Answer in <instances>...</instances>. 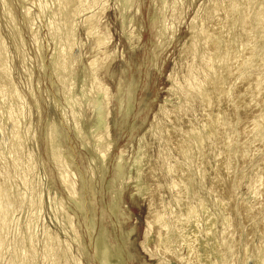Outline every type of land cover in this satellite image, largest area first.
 <instances>
[{
  "label": "rangeland",
  "instance_id": "rangeland-1",
  "mask_svg": "<svg viewBox=\"0 0 264 264\" xmlns=\"http://www.w3.org/2000/svg\"><path fill=\"white\" fill-rule=\"evenodd\" d=\"M103 2L107 5L97 29L99 33H108L107 43L98 49L93 43L95 37H89V39L85 37L86 33L81 26V21L90 11L78 17L74 36L78 56L75 74L78 77L75 74L71 77L70 86H68L71 91L65 97L64 87L55 78L52 66L57 55L59 38L51 39L47 33L51 20V0H0V36L7 45L11 69L10 81L23 97L21 103L24 117L21 119V124L22 128L28 129V133L26 132L27 134L23 136L25 137L23 146L37 163L35 174L39 177L37 181L41 185L40 192L43 197L42 225L69 245L70 253L77 257L80 264H104V262H107L106 264L119 262L120 264H158L161 259L167 260L165 264H198L195 261V254L194 259L186 262L188 248L185 245H177L176 251L175 248H169L167 245L161 246L158 238H164L165 230L157 226L151 228V238L147 244L149 254L141 248V242L146 224L158 215H165L166 208L164 209L163 206L167 208L169 206L171 214L180 212L176 207L174 193L170 190L169 184L174 177L183 180V173L179 170L173 178L168 177L164 167L167 162L174 164L181 160L179 147L185 134L193 128L201 127L208 121L209 114H224L231 127L237 124L239 137L235 146L239 152L236 157H231L230 168L226 170L223 166L225 155L216 159L213 157V154H219L223 140L213 147L205 148L207 158L203 161L206 178L199 196L207 199L209 209L217 216L221 210L215 208L213 202L216 200L223 202L224 207L221 212L227 214L230 219L231 227L228 233L232 235V242L237 244L235 250L239 253L238 255L246 256L254 253L264 245V141H254L248 145L245 157L241 156V146L244 141L251 139L255 118L260 113L264 117V82L259 95L251 98L248 85L253 82L255 75L250 76L248 82L241 80L234 83L231 99L233 102L236 101L238 108L226 98H222L211 108L194 104L192 109H188L190 105L184 102H181L182 105L179 107L178 97L168 92L170 91L168 88L172 86L169 76L173 83H177L175 84L177 87L183 86L188 70L193 65L192 57L194 56L190 51V33L188 32L193 16L196 15L198 18L197 24L195 23L198 27L202 26L225 36L226 28L221 30L220 27L227 26L230 21L225 14L229 0H103ZM6 8L11 10V20L5 15ZM24 8L29 12L28 23L37 34L38 43L36 44L38 45L32 40V31L26 27L23 17ZM211 8L216 10L214 16L208 15ZM239 33H241L240 29L232 32V34ZM131 35L135 36V40L133 37L130 39ZM242 41L245 42L246 39L243 38ZM104 51H107L106 54L109 55L103 57L106 61L100 58ZM205 51L207 52V49ZM19 52L22 54L19 55ZM95 55H97L96 58ZM23 56L25 62L21 59ZM108 57H112V60L108 63V68H104ZM91 59L98 60L99 70L95 78L102 88H107V100L100 92L96 93L90 87V81L87 79L89 73L87 64L92 62ZM174 77L175 80H173ZM232 82L233 79L230 84ZM99 100L105 101L108 107L107 110L105 108V113L109 111V116L107 114L105 119L100 110L98 113L99 111L95 109V114L93 113L95 108L93 105H99L101 102ZM92 101L94 104L91 103ZM75 102L78 103L74 105ZM184 107L187 109L186 112ZM72 113L75 114L72 115ZM100 118L107 125L103 123L104 121H100ZM262 119L260 123L264 127ZM97 120L101 122V125L97 123ZM155 123L158 124V134L162 133L161 136L149 132ZM50 125H55V141L60 144L61 153L64 158L66 157L65 161L70 165L75 176L79 204L68 200L57 179V170L51 159V144L49 140H45ZM102 125L104 127H101ZM105 126L108 128L106 132L109 134V139L105 135L104 140L111 146L105 159H102L99 153L97 155L95 140L97 134L107 130ZM228 135L233 140L232 129ZM160 137H162L161 140ZM166 137H169V142ZM137 158L140 160L139 167L134 164ZM254 188L253 197L249 194V190ZM91 189L94 191L92 192ZM51 200L62 202L64 210L62 207L60 212V207L50 204ZM247 200L248 203H246ZM67 215L73 218L72 223L77 228V242L73 241V235L65 230L68 228L65 220ZM164 217L167 219V216ZM219 219L218 217L215 223L216 231L213 235L216 241H220L222 236ZM102 240L105 242L104 245ZM199 242L200 240H197L193 246L198 248ZM95 244L101 246L95 247ZM99 248L107 252L103 250L102 253ZM94 252L98 253L95 255ZM110 252L113 253L114 258ZM106 253L107 255L104 256ZM179 257L184 260L181 262Z\"/></svg>",
  "mask_w": 264,
  "mask_h": 264
},
{
  "label": "bare ground",
  "instance_id": "bare-ground-1",
  "mask_svg": "<svg viewBox=\"0 0 264 264\" xmlns=\"http://www.w3.org/2000/svg\"><path fill=\"white\" fill-rule=\"evenodd\" d=\"M51 4H52L51 5L52 10H50L51 20L49 23V30L47 33H49L51 39L59 38L58 39L59 46L57 48V53H56L57 55H55L56 56L55 60L54 59H53L54 61L52 60L53 61L52 66H53V71L56 75L55 78H57L58 83H60V85L64 87V96L67 97V94L69 95V92L71 91L69 89L70 87H68L70 86L69 82L71 77L75 74L76 64L78 63V56L76 54L77 43H75L76 38L74 40V36L76 33L75 31L77 30V25H78L77 24L78 17L83 16L82 14H84L86 11L87 13L88 11H90L88 15L85 13L86 15L84 19H82L81 21V26L85 30L86 33L85 37H88V39L89 37L90 38L95 37L93 43H95L94 44L95 47L100 49L102 48V46H105L108 40L107 37L108 33L107 34L99 33L97 29L100 17L103 15V12L106 9L105 5H107V3L103 2V0H51ZM124 6L125 5H123V7ZM124 8L127 9V7ZM8 9L7 8L5 9L7 11L5 15L8 16L7 18H10L11 10L9 11ZM225 12L227 18L228 17L230 18V21H228L227 26L223 25L220 27V29L226 28L227 31L225 36L223 35L221 36L220 34L214 32L213 30H208L203 28L201 26L202 23H200L201 27H198L196 25L197 24L196 22H198L197 21L198 18L196 17V15L195 17L193 16V20H191L190 29L188 32L190 33V51L191 53H193L194 56L192 57L193 65L191 63L192 66L188 70V74L184 79L183 86L177 87V85H175L177 83L172 82L171 76L168 75L169 78L167 77L169 79V82L171 81L172 83L170 89L168 88V90H170L168 92L173 93V95L178 97L177 99H179L178 101L179 103L177 104L179 105V107L180 105H182L181 102L182 103L184 102L190 105L189 108L188 105L186 106L188 109H192L194 104H199L202 105L203 107L211 108L216 103H218L222 98H226L228 102H232V105L238 108L236 101L233 102L231 99L233 95V88L235 85L234 83L241 80L248 82L249 77L252 75L255 76L253 78V82H251L248 85L249 97L251 98L254 95L257 96L260 93L261 85L264 82V0H229V5L225 10ZM215 13H216L215 8H211L208 11V15L210 16L211 15L214 16ZM23 17L24 20L26 21V27L32 31V40L35 42V44L38 43L37 34L35 31H33V28L28 23L29 12L26 8L23 9ZM236 29H240L241 33L232 34V32ZM107 31L109 32L108 29ZM132 37L133 36L131 35L130 39ZM243 38L246 39L245 42L242 41ZM3 40L4 39L0 36V177H1L0 179V264H80V261L77 259V257L72 256V254L70 253L71 251L70 248L68 247L69 245L61 241L56 234H54L52 231H50V229L42 225L41 212L43 209V200H42L43 197L41 196V192H40L41 185L37 181L38 176H36L35 174L37 163H35V161L31 157V154H29L28 151H25V147L23 146L25 143L23 141L25 137L23 136L28 133L27 127L24 126L26 128H22V124H21V119H23L24 117V113L22 111L23 107L21 103L23 97L18 93V91L15 89V87L12 85L10 81L11 80L10 79L11 69L9 65L10 59L8 60V53L6 48L7 45ZM136 40L137 42H139L138 39ZM209 47L210 49L208 50ZM205 49H207V52L205 51ZM95 51L97 50L95 49ZM106 52L105 51L102 52L100 58L101 57L105 58L106 56H109L106 54ZM20 54L22 53L19 52V55ZM24 56L21 57L22 61H24ZM96 56L97 55H95L94 57L96 58ZM108 58L109 59L104 65V68L107 67L108 63L112 60V57H108ZM91 61L92 62L89 61L90 63L87 64L89 66V73L87 75V79L90 81L91 84L90 87L93 88V90H95L96 93L100 92L101 95L105 98V100H107L106 98L107 88L106 89L102 88L99 81H97V79L95 78L96 72L99 70L98 60L91 59ZM75 76H77V74H75ZM175 77L173 78V80H175ZM232 79L233 82L230 84ZM30 86L32 85L30 84ZM170 93L169 94L166 93V94L170 95ZM108 101H109V96H108ZM101 102H99L101 105L97 104L96 106L93 105L94 103L92 101L91 103L93 104L91 105L95 106L94 109L92 108L94 111L93 113L95 114V109L98 111L100 110L103 113V118L105 119L107 114L109 116L108 113L109 111L105 113L108 107H106L105 101H103L102 103ZM76 103L78 102H75L74 105ZM71 104H73V102ZM163 104H167V103H163ZM170 106L172 105L170 104ZM129 109H131V107H129ZM184 109L186 112L187 109L185 107ZM100 111L98 113H100ZM73 114L75 113H72V115ZM262 118L264 117L261 113L255 118L253 123V128L251 131V139L246 140L242 143L241 146L242 157H245V155L247 154L249 147L248 145H250L254 141H259V142L264 141V127L260 123V120ZM99 120H97V123H99L98 122ZM262 120L264 121V119ZM100 121L103 122L104 120L101 119ZM103 123L105 124L106 122L104 121ZM105 125H107V123ZM236 125L234 127H231L228 119L226 118V115L224 114H216V115L209 114V119L207 122H205L201 127L197 129L193 128L189 130V132L185 134L184 140L181 146L179 147L181 160L174 164L167 162V164L164 167L165 171H167L168 173V177L172 176L173 178L175 173L178 172L179 170L183 173L184 176L183 180L174 177L171 180L172 181L171 184H169L170 190L174 193V201L176 207H178L177 209H179L180 212L179 214H171L170 210L168 209L169 206L168 208L163 206L164 209L166 208L165 215H158L153 221L148 222L146 224L144 238L141 242V248L146 252L148 251V254H149V250L147 249L148 246L147 244L151 238L150 237L151 235L150 233H152L151 228L153 226H157L159 229L165 230L164 238H160V237L158 238V240L160 239L161 246L167 245L169 248L173 249L177 245L182 244L188 248V256H186L188 257L186 261L187 263L190 262L192 259H194L193 255L195 254V261H197L198 264H264V245H262L252 254H248V255L245 254L246 256L238 255L239 253H237V251L235 250V246L237 244L235 242H232V235L228 233V230H230L229 228L231 227L230 219L227 216V214L221 212L224 207L223 202L217 201L216 199H215L216 202H213L214 207L215 208L217 207L219 210H221L219 211L221 215L219 214V216H217L214 213H212L211 210L209 209L207 205V199L204 196H199V192L202 188V184L206 178V171L204 169V161H203L204 159L207 158L205 154V148L213 147V145L223 140V146H220L221 148L219 149L218 152L219 154H213L214 155L213 157L214 159H216L219 156L225 155L223 166L225 167L226 170H229L231 164V157L232 156L236 157L237 156L236 154L239 152L237 150V147L235 146L236 143H238L236 142V140L239 137L238 130L236 129ZM54 126L52 125L51 127H49L48 136L47 139L45 140H49V143L51 144L50 147L51 159L57 170L56 176H58L57 179L60 181V184L62 185L61 187L65 191L68 200L76 201L79 204L80 198L78 196L79 194L77 193V183L74 178L75 176L72 173L70 165L65 161L66 157L64 158L61 153L62 151L59 146L60 144H58L55 141L54 134L56 133L55 131L56 128ZM101 127H104V125H102ZM106 129L107 130H105L104 133L99 135L97 134L95 140L96 142L95 149L97 150V155L99 153L102 159H105L104 157L107 155V151H109L108 149L111 146V145L109 146L108 145L109 143H107L104 140L105 135L106 138L109 135L106 132L108 131V128L106 127ZM230 129H232V136H234L233 140L228 135ZM149 132L153 135L158 136L159 135L158 124L155 123L151 127ZM161 134L159 136H161ZM161 139L162 137H160V140ZM168 139L169 137H166V140L169 142ZM139 161H140L139 158H137L134 161L136 167L138 166ZM117 169H119V167ZM196 179H198V181H196ZM144 187L146 186L144 185ZM93 191L94 190H92V192ZM249 191H250L249 194L254 197L255 188L254 190L251 189ZM208 194H210V192H208ZM49 202L52 205L54 204L55 207H60L61 209L59 208V211L62 210L63 207L61 204L62 202L60 201L57 202L54 200H51ZM246 203H248V200L246 201ZM164 216H167V219H165ZM218 217L220 218L219 219L221 223L220 232L222 234L220 241H216L213 239V235H215L214 232L216 231L215 223ZM65 220L68 225V228L65 230H67L68 233L73 235V241L77 242L78 241L77 228L72 223L73 218L67 215L65 217ZM101 232H103L102 229ZM114 240L117 241L116 239ZM197 240L198 241L200 240V242L198 248H195L193 246V243L196 242ZM98 243L99 242H97V244ZM102 243L104 245L105 242L103 241ZM97 244H95L94 246L96 247ZM104 247L106 248L108 246H104ZM103 250L105 249H102L100 251H102L103 253ZM107 250L110 249L107 248ZM97 253L98 252H96L95 255ZM245 253H247V251ZM116 254L114 255L116 256ZM105 255H107V253L104 254V256ZM110 255H112V257L114 258L113 253H111ZM118 256L119 254L117 255V257ZM151 257H153L152 254ZM155 257L158 258V256L156 255ZM178 259L181 260V262L184 260V258L182 257H179ZM166 261H163V259H161L158 264H165L164 262ZM106 263L104 262V264ZM118 264H120V262Z\"/></svg>",
  "mask_w": 264,
  "mask_h": 264
}]
</instances>
